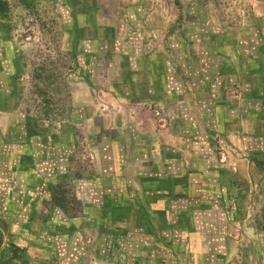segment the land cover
<instances>
[{"label": "crops", "instance_id": "obj_1", "mask_svg": "<svg viewBox=\"0 0 264 264\" xmlns=\"http://www.w3.org/2000/svg\"><path fill=\"white\" fill-rule=\"evenodd\" d=\"M168 2L164 22L143 19L147 0L121 3V40L94 14L73 18L76 72L45 82L71 123L50 144L13 105L1 110L0 264H85V236L103 264H223L229 245L217 226L236 220L249 233L243 264H264V0L244 15L229 9L236 23L223 0ZM100 89L142 125L98 113ZM148 106L167 115L163 133ZM75 129L92 164L79 159ZM221 150L234 171L217 161ZM253 185L256 224L243 221ZM68 188L74 205L54 201Z\"/></svg>", "mask_w": 264, "mask_h": 264}, {"label": "rangeland", "instance_id": "obj_2", "mask_svg": "<svg viewBox=\"0 0 264 264\" xmlns=\"http://www.w3.org/2000/svg\"><path fill=\"white\" fill-rule=\"evenodd\" d=\"M135 1L0 0V9L2 8L0 10V122L6 121V116L1 110L6 109L7 104L13 105L15 111H18L17 114H24L29 118L30 123L42 129L45 141L50 144L54 137L60 134L62 124L71 123L68 113L65 111L60 113L55 107V101L49 96L46 97L49 88L45 82L46 79L61 80L76 72L72 64L73 54L76 52L74 46L72 47L71 34L68 31L73 18H79L82 12L94 14L95 26H99L98 24L112 26L114 39L121 40L126 32L124 18L119 13L121 3ZM255 5L256 0H223L222 9L227 15L224 19L234 23L239 16L230 14L229 9L239 8V12L243 14L245 9L253 8ZM169 8L168 0H147V7L142 11L143 19L151 22L155 18L164 22L167 20ZM245 23L249 24L244 22L241 26H245ZM82 33L80 38L87 35L86 29ZM156 47L159 51L166 50L165 34L162 32L159 34ZM81 56L86 58L87 54ZM7 88L14 91V98L11 101L3 96ZM231 98L233 99L234 96ZM94 106L98 113L110 119L121 115L138 126L142 125L134 109L105 89L96 91ZM148 107L151 127L156 133H163L167 128V115L160 108ZM78 130L75 132L79 159L84 165L92 164L95 161V154L84 138L83 131ZM153 151L156 152V149ZM217 161L220 164H227L231 171L235 170V161L225 151L221 150L218 153ZM71 189L68 188V192H65V198L67 204L74 205L76 201ZM256 191L257 187L253 185L252 190L247 194L243 211L245 223L256 224L254 218L260 212L258 202L254 201ZM217 229L220 234L223 233L229 245L228 254L226 253L222 260L223 264H243L242 253L248 245L249 233L245 226L243 227L241 220L233 221L226 226H217ZM254 230L253 227V232ZM86 237L88 236L83 240L87 258L85 264H103L92 252L91 241Z\"/></svg>", "mask_w": 264, "mask_h": 264}, {"label": "trees", "instance_id": "obj_3", "mask_svg": "<svg viewBox=\"0 0 264 264\" xmlns=\"http://www.w3.org/2000/svg\"><path fill=\"white\" fill-rule=\"evenodd\" d=\"M0 10H2V8ZM66 200L67 199L65 198V191L64 190H61L60 192H56L54 194V201H56V202H62V204H63V203H66L67 202Z\"/></svg>", "mask_w": 264, "mask_h": 264}, {"label": "built area", "instance_id": "obj_4", "mask_svg": "<svg viewBox=\"0 0 264 264\" xmlns=\"http://www.w3.org/2000/svg\"><path fill=\"white\" fill-rule=\"evenodd\" d=\"M155 114L157 115V112H155Z\"/></svg>", "mask_w": 264, "mask_h": 264}]
</instances>
